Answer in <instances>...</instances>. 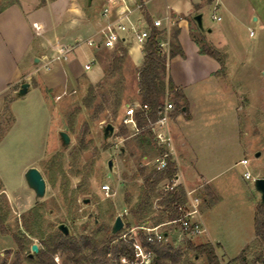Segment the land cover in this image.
I'll list each match as a JSON object with an SVG mask.
<instances>
[{
    "label": "rangeland",
    "instance_id": "obj_1",
    "mask_svg": "<svg viewBox=\"0 0 264 264\" xmlns=\"http://www.w3.org/2000/svg\"><path fill=\"white\" fill-rule=\"evenodd\" d=\"M12 3L20 6L37 38L49 37L44 46L47 55L58 53L57 45H74L98 29V0H0V12ZM232 5L237 14L246 16L245 22L220 9L216 12L221 20L213 21V10L205 11L203 27L208 29L210 19L222 29L207 43L220 51L225 65L219 79L200 86L205 93L195 97L189 128L192 141L201 148L192 174L199 171L208 180L195 184L206 231L192 234L179 222L160 227L171 232L165 243L178 251L180 264H206L204 257L188 249L189 241L219 243L217 253L225 264L247 244L250 259L261 250L254 225L260 194L254 181L245 179L244 172L264 178V0H237ZM111 49L95 54V62L99 61L102 69L100 79L91 82L83 76L81 82L69 83L58 95L50 93L55 98L50 101V116L36 108L39 97L30 94L29 100L23 98L17 103L16 124L15 115L12 122L6 118L3 121L4 130L14 122L17 142L14 157L0 159L15 203H21L16 209L9 203L8 225L12 230L23 228L21 215L29 210L24 211L26 196L19 185L22 168L35 163L46 180V191L40 199L33 192L31 208L37 207L40 215L31 223L34 236L65 223L77 236H93L100 243L108 239L105 229L113 227L116 217L121 216L124 227L115 234L113 243H117L131 229L135 234L129 233L126 239L131 235L141 239L142 227L167 222L169 213L160 204V196L167 192L160 183L155 192L146 183V177L156 170L159 147L153 135L123 122L126 105L141 103L139 68L128 65L125 57L121 63L115 60L114 53L118 52ZM90 86L96 87V95L86 107ZM108 124L114 131L105 138ZM61 131L69 136L68 145L63 144ZM243 158L249 160L248 165L240 162ZM110 160L112 170L108 167ZM105 183L111 186L109 193L103 190ZM33 241L39 243L40 239L34 237ZM6 250L15 251L16 244L10 235L0 232V254Z\"/></svg>",
    "mask_w": 264,
    "mask_h": 264
},
{
    "label": "crops",
    "instance_id": "obj_2",
    "mask_svg": "<svg viewBox=\"0 0 264 264\" xmlns=\"http://www.w3.org/2000/svg\"><path fill=\"white\" fill-rule=\"evenodd\" d=\"M92 0L91 3H93ZM107 0H98L100 11L98 13L97 25L98 28L103 23L101 17L102 9ZM237 0H163V3H157V0H130V3H143V8L135 11L133 18H145L150 21L153 18L163 19V39L162 42L168 43L164 49L169 53V42L172 37V30L179 29L178 40L184 51L185 56H175L168 58L167 70L168 76L173 84L180 88L185 94L188 101V112L180 114H172L169 122V129L173 138V160L178 167V173L181 176V186L184 189H195L197 181L208 183L204 175L197 171L194 175L191 169H196V164L200 155L199 146L193 142L189 133L190 125L192 124L194 115L192 112L194 100L197 95L204 94V88L207 83L215 79H219V71L221 69L220 62L214 57L200 52V46L196 38H204L207 42L211 36H219L222 33L221 27L218 24L208 20V29H201L194 17L197 14H202L204 23L205 11L213 10L211 18L213 21H220L221 16L217 14V10H224L229 13L235 20L245 22L243 13L234 11V4ZM244 3L242 4V6ZM216 17H220L218 20ZM252 16V15H251ZM169 17V20L166 18ZM259 20V17L256 18ZM148 21L149 23H151ZM204 25V24H203ZM195 32L200 34V37ZM49 37L45 35L42 38L38 37L29 22L24 12L19 5L12 3L0 12V159H12L14 157V149L17 147L15 142L13 124L18 120L17 103L20 100H29L30 94L39 97V105L36 107L40 111L48 113L51 108L50 101L55 98L50 97V93L58 95L61 91L68 88L69 83L81 82L83 76H86L91 82H95L101 78L102 69L99 61L95 62V54L102 49L112 50L105 47H89L81 45L75 48L67 60H55L50 62L49 69L45 70L43 65L51 60L54 54L47 55L44 51L45 42H48ZM36 40L38 41L37 43ZM35 46L33 48V45ZM67 46V45H66ZM60 49L64 46L57 45ZM121 49H127L125 54L128 65L133 68H140L144 61L143 46L133 42H121L117 44L114 50V59L117 55H123ZM38 59V60H36ZM91 64L89 70L86 65ZM95 64V65H94ZM95 66V68H94ZM43 68V69H42ZM42 69V70H40ZM42 73L39 74L38 72ZM139 80V77H138ZM34 81V84L32 83ZM24 83H28L27 92L20 94L21 87ZM24 98V99H23ZM8 105V111L5 108ZM28 108V106L26 105ZM8 118L12 121V116L15 115L14 122L8 124L7 130L2 129L3 121ZM9 123V122H8ZM130 128V127H129ZM16 146V147H15ZM157 148V147H156ZM157 155L160 149L157 148ZM45 153V152H44ZM2 157V158H1ZM157 157V156H156ZM155 157V158H156ZM43 159V158H40ZM37 167V163L26 165L22 168V179H19L21 190L25 192L24 211L32 207L34 198L33 191L28 188L24 180V173L30 167ZM38 168V167H37ZM20 176V177H21ZM7 175L0 168V180L2 182V190L13 208L21 203H15V196L11 193L10 185L8 184ZM202 204L199 206L198 219L203 220ZM15 208V209H16ZM22 211V212H24ZM168 222L159 224L167 225ZM169 236V231L164 232ZM220 246L219 243H213Z\"/></svg>",
    "mask_w": 264,
    "mask_h": 264
},
{
    "label": "trees",
    "instance_id": "obj_3",
    "mask_svg": "<svg viewBox=\"0 0 264 264\" xmlns=\"http://www.w3.org/2000/svg\"><path fill=\"white\" fill-rule=\"evenodd\" d=\"M147 19L150 21L149 17ZM178 36L179 29L176 28L169 42V53H166L160 45L161 40L164 38L163 31L153 27L150 37L143 46L144 61L139 68V93L141 104L148 105L149 110L137 111L136 120L139 128L144 129L149 135H153L150 124L158 120L167 98L174 104L172 114L188 112L187 98L183 91L173 84L167 70L168 58L178 55L185 56ZM195 39L200 46V52L217 59L221 64L220 71H222L225 62L220 51L211 47L204 38L195 37ZM121 52L123 55L115 57V60L120 63L124 60L127 49H121ZM95 95L96 87L90 86L89 93L84 101L86 107L91 106ZM5 110L8 111V105ZM176 174V163L170 159L168 169L165 172L153 170L146 177V183L155 192L156 186L162 180L165 178L171 180ZM2 187L0 180V190H2ZM160 197V204L169 213L167 222L177 220L185 214L188 197L184 187L179 185L173 191H169ZM0 203H2V205L0 204V232L3 235H10L16 244L15 251L6 250L4 255L0 254V264H120L122 257H126L131 261L135 258L134 249L129 241L119 239L117 243H113L117 235L112 233V227L105 229L104 233L108 239L104 238L100 243H97L93 236H77L71 231L65 235L58 228L51 229L47 233L39 231V235L34 236L31 223L40 218L37 207L31 208L21 215L23 228L19 227L16 231L12 230L8 225L9 201L4 193L0 194ZM254 225L255 240L260 241L261 250L250 259L247 255L250 245L247 244L237 257L226 264H264V204L261 202L256 210ZM34 237L40 239V242L36 243L39 246V251L32 254L31 247L35 243L33 241ZM140 240L146 244L143 234ZM148 247L156 254L152 264H180L181 257L172 245L155 243L148 244ZM188 249L195 252L197 256L204 257L206 264L220 263L217 253L218 245L211 242L194 244L189 241ZM56 256L61 259L60 263L55 260Z\"/></svg>",
    "mask_w": 264,
    "mask_h": 264
},
{
    "label": "built area",
    "instance_id": "obj_4",
    "mask_svg": "<svg viewBox=\"0 0 264 264\" xmlns=\"http://www.w3.org/2000/svg\"><path fill=\"white\" fill-rule=\"evenodd\" d=\"M143 6V3L131 4L130 0H107L101 14L104 21L96 32L90 37L76 40L74 45H67L60 48L58 53L55 54L49 62L43 65V68L46 70L49 69L50 62L55 60H67L69 58V54L81 45L96 48L101 46L105 48H115L117 44L121 42H133L144 46L151 35L153 27L158 30H163V19L153 18L151 23H149L145 18H133L134 12L141 10ZM214 18L220 20V17L214 16ZM166 19L169 20V17ZM250 34L253 35V31H251ZM160 45L164 50L166 46H168V43L162 42ZM90 68L91 64H87L86 69L89 70ZM65 93L66 91L64 94ZM59 98H61V96L57 97V99ZM139 110L148 111L149 107L148 105H142L141 103L127 104L126 114L123 119L126 126L136 131L140 130L136 120V112ZM173 110L174 104L167 98L158 120L150 124L155 142L160 149V152L154 162L157 171L165 172L168 169L169 160H173V138L169 129V122ZM240 162L244 165L249 164V160L247 158H243ZM176 168L177 174L173 179L170 180L165 178L160 182V186L166 192L173 191L176 187L181 185V176L178 173L177 165ZM244 177L248 180H255L250 171H245ZM103 190L109 193L111 190L110 184L105 183L103 185ZM195 192V189L186 191L188 201L186 204L185 214L177 220L168 222V224L179 222L182 228L186 231H189L192 234H200L206 230L203 227L204 225L202 221L196 219L199 215L201 199ZM141 231L145 237L146 244L142 243L136 235H131L129 239H126L129 233L135 234L132 229L124 234L123 238L126 241H129L134 249L135 258L131 261L126 257H122L120 259V264H152L156 254L148 247V244L165 243L168 239L164 231L160 229V226L142 227ZM55 260L60 263L59 256H56ZM219 264L225 263L220 261Z\"/></svg>",
    "mask_w": 264,
    "mask_h": 264
},
{
    "label": "water",
    "instance_id": "obj_5",
    "mask_svg": "<svg viewBox=\"0 0 264 264\" xmlns=\"http://www.w3.org/2000/svg\"><path fill=\"white\" fill-rule=\"evenodd\" d=\"M89 2L91 3L92 0H89ZM194 19L197 22L198 26L201 29H204L203 21H202V14H197L194 17ZM28 87H29V84L24 83L21 87L20 94L21 95L25 94L27 92ZM113 131H114V126L112 124H108L104 129L105 138H108V136L112 134ZM60 137L64 145L69 144L70 138L66 132L61 131ZM112 165H113V161L110 160L108 163V167L110 170H112ZM24 180L28 188L34 192L36 198L40 199L44 197L45 191H46V180L42 172L39 170V168L35 166L28 168L24 173ZM254 187H255V190L260 194L261 203L264 204V178H255ZM123 227H124V222H123L122 217L121 216L116 217L114 225L112 227V233L117 234L123 229ZM58 229L61 230L65 235L69 234V227L65 223L59 224ZM31 249H32V254L37 253L39 251V246L36 243H34Z\"/></svg>",
    "mask_w": 264,
    "mask_h": 264
},
{
    "label": "flooded vegetation",
    "instance_id": "obj_6",
    "mask_svg": "<svg viewBox=\"0 0 264 264\" xmlns=\"http://www.w3.org/2000/svg\"><path fill=\"white\" fill-rule=\"evenodd\" d=\"M70 231V230H69Z\"/></svg>",
    "mask_w": 264,
    "mask_h": 264
}]
</instances>
